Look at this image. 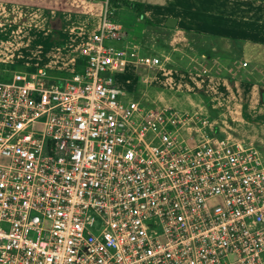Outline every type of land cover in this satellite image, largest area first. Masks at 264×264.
<instances>
[{
  "label": "built area",
  "instance_id": "1",
  "mask_svg": "<svg viewBox=\"0 0 264 264\" xmlns=\"http://www.w3.org/2000/svg\"><path fill=\"white\" fill-rule=\"evenodd\" d=\"M119 40L103 0L59 84L0 71V264H263L259 149L199 105L123 98L113 73L160 61Z\"/></svg>",
  "mask_w": 264,
  "mask_h": 264
},
{
  "label": "crops",
  "instance_id": "2",
  "mask_svg": "<svg viewBox=\"0 0 264 264\" xmlns=\"http://www.w3.org/2000/svg\"><path fill=\"white\" fill-rule=\"evenodd\" d=\"M116 1L117 6L109 8L120 27L121 40L112 43L131 46L140 54L149 51L146 55L159 58L154 66L172 54L182 53L194 56L198 64L218 60L225 62L228 70L243 73L240 61H245L249 70L264 68V0H137L143 3L142 14L149 22ZM102 3L103 0H0V35L30 29L43 31L40 39L45 42V51L27 60L23 69L30 71L40 66L45 71H58L53 81L59 84L71 71L80 69V65L76 69V49L96 28ZM130 64L138 63L129 61L123 69ZM228 82L230 87L258 88L262 104L263 85L246 82L239 73Z\"/></svg>",
  "mask_w": 264,
  "mask_h": 264
},
{
  "label": "rangeland",
  "instance_id": "3",
  "mask_svg": "<svg viewBox=\"0 0 264 264\" xmlns=\"http://www.w3.org/2000/svg\"><path fill=\"white\" fill-rule=\"evenodd\" d=\"M42 32L30 29L0 35V71L23 69L27 60L43 53L45 50L42 48L46 45L40 39ZM142 53L150 54L149 51ZM160 58L164 59L163 56ZM195 60L194 56L175 53L162 60L159 66L130 64L125 70L115 71L113 78L115 85L124 91L125 99H134L142 104L171 105L184 110L201 106L230 135L254 144L264 162V99L262 104L259 103L262 99L257 95L259 89L252 85L244 88L227 84L234 74L239 73L246 82L264 86V68L257 66L249 70L244 61V65L239 64L245 68L243 73L237 69L228 70L223 61L202 60L198 64ZM46 73L49 76L46 81L57 84L53 78L60 73L52 70Z\"/></svg>",
  "mask_w": 264,
  "mask_h": 264
},
{
  "label": "trees",
  "instance_id": "4",
  "mask_svg": "<svg viewBox=\"0 0 264 264\" xmlns=\"http://www.w3.org/2000/svg\"><path fill=\"white\" fill-rule=\"evenodd\" d=\"M124 6H126L128 9L132 10L135 15L142 19L144 22H149L142 14V7L143 3L137 0H119ZM116 0H108V5L111 8H115L117 6ZM79 65L81 66L80 59L76 60V69H79Z\"/></svg>",
  "mask_w": 264,
  "mask_h": 264
}]
</instances>
